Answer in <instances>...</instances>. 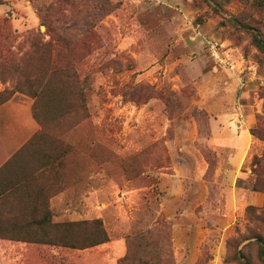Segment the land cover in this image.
<instances>
[{
    "label": "rangeland",
    "instance_id": "obj_1",
    "mask_svg": "<svg viewBox=\"0 0 264 264\" xmlns=\"http://www.w3.org/2000/svg\"><path fill=\"white\" fill-rule=\"evenodd\" d=\"M245 25L264 36V0H0V93L34 101L68 151L58 188L110 237L87 251L36 247L40 264H117L146 230L155 247L141 255L168 264H264L249 243L263 226L246 212L264 213L252 191L264 54ZM38 58L60 67L47 86L31 78ZM247 128L263 140L243 141Z\"/></svg>",
    "mask_w": 264,
    "mask_h": 264
},
{
    "label": "crops",
    "instance_id": "obj_2",
    "mask_svg": "<svg viewBox=\"0 0 264 264\" xmlns=\"http://www.w3.org/2000/svg\"><path fill=\"white\" fill-rule=\"evenodd\" d=\"M33 104L28 97H14L0 106V264H40L41 256L34 252L36 247L48 246L44 243L47 236L41 232V227L47 226L41 223L45 220L46 206L52 212L53 224L93 220L75 218L90 215L83 200H70L67 196L70 190L58 188L60 177L57 179L54 171L41 174L33 164L36 158L33 152V156L31 151L25 152L41 130L34 117ZM243 134V141L252 138L248 128ZM56 211L61 215L60 221L56 220L59 218ZM93 248L56 247L66 251Z\"/></svg>",
    "mask_w": 264,
    "mask_h": 264
},
{
    "label": "trees",
    "instance_id": "obj_3",
    "mask_svg": "<svg viewBox=\"0 0 264 264\" xmlns=\"http://www.w3.org/2000/svg\"><path fill=\"white\" fill-rule=\"evenodd\" d=\"M249 32L252 33L253 36V44L258 49V51L264 54V36L261 34L259 30L254 28H250L249 26H243ZM35 50L39 51L40 45H34ZM37 54V52H35ZM35 65H32V69L39 70L37 74L33 77L34 82H43V86H47L50 84L52 77L55 76L59 71L60 67L55 61H48L49 68L44 70L45 66H42V60H35ZM19 62L15 63L13 60H10V65H18ZM1 65V63H0ZM16 75L19 73H28L27 69H21L18 67L15 69ZM72 75H76L74 72ZM34 97L37 99L39 97V93L36 92ZM11 97L6 96L5 93H0V106L4 103L10 101ZM33 112L34 117L38 121L41 126V130L36 134L30 143L31 145L28 149H26V153L31 151V155L36 157L33 161V164L38 167L41 171V174H44L46 171H54L58 176L59 172L56 168V161L63 157L66 153H68L67 149L62 148V144H59L61 148H56L55 144L60 143L57 142L56 138H52L48 135L45 129V124L41 123L36 112H35V103L33 104ZM250 134L258 139V141L263 140L259 135H257V131L254 129H250ZM260 139V140H259ZM260 144L256 148V156L253 161V173L255 175V183L252 187L253 192L264 193V184L261 180L263 175V160L264 153L260 156ZM33 152V154H32ZM61 153V154H60ZM256 207L248 206L247 207V215L250 219H255L257 222H260L263 226L264 231V213L261 216L255 214ZM44 221L41 223L47 224L45 227H41V232H43L47 236V240L44 242L49 245L56 246H64L69 249H78L84 250L93 247H97L99 245L106 244L110 241L109 234L104 228L103 221L101 219H94L88 221H79V222H71V223H62V224H53L52 223V212L48 206H46V210L44 212ZM152 230H146L144 232H140L133 236V242L128 240V248L126 254L119 259L117 264H168V259H162L158 255L151 254L149 251L147 255H141L140 252L147 253V248L155 247L153 243H151L150 236L152 235ZM256 242L259 245V259L262 263H264V238L262 236H252L249 238V243ZM141 249V250H140ZM239 260L242 264H252L251 260L242 254H239Z\"/></svg>",
    "mask_w": 264,
    "mask_h": 264
},
{
    "label": "built area",
    "instance_id": "obj_4",
    "mask_svg": "<svg viewBox=\"0 0 264 264\" xmlns=\"http://www.w3.org/2000/svg\"><path fill=\"white\" fill-rule=\"evenodd\" d=\"M220 44L215 42V41H211L209 42V50L211 52V55L214 59V61L218 64H223V56L220 52Z\"/></svg>",
    "mask_w": 264,
    "mask_h": 264
}]
</instances>
